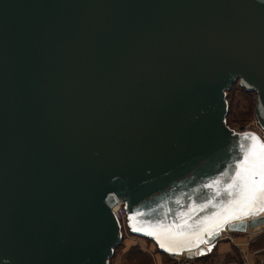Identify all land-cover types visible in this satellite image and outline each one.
Wrapping results in <instances>:
<instances>
[{"label": "water", "instance_id": "obj_1", "mask_svg": "<svg viewBox=\"0 0 264 264\" xmlns=\"http://www.w3.org/2000/svg\"><path fill=\"white\" fill-rule=\"evenodd\" d=\"M235 81L264 128V0H0V264H107L117 201L168 255L145 233L210 227L204 185L241 156Z\"/></svg>", "mask_w": 264, "mask_h": 264}, {"label": "snow or ice", "instance_id": "obj_2", "mask_svg": "<svg viewBox=\"0 0 264 264\" xmlns=\"http://www.w3.org/2000/svg\"><path fill=\"white\" fill-rule=\"evenodd\" d=\"M238 135L240 136L238 145L240 159L235 162L234 174L229 175L227 172L223 174L228 176L230 182L226 183L221 177H216L206 183L204 187L212 191V197L208 199L207 203L197 206L200 212L209 207H222L223 215L210 227H203L204 221L211 219L204 217L198 219L194 224H188L187 221L183 225L177 224L175 231H172L169 226L158 225L164 229L162 233L157 234L154 231L145 233L153 236L159 243V247L166 252L178 255L183 251H188L191 254L194 249H198L195 254L205 255L212 250V247L209 246L205 249L200 245L209 244L210 241L201 238L199 243H192L188 238L190 234L203 232L207 237L212 238L217 236L226 224L242 220L244 216L255 219L264 213V140H261L253 132H244ZM221 196L225 198L220 201V204H214L213 200ZM138 215H143V213ZM218 215V213H212V217ZM129 219L131 221V217ZM139 223L143 224L144 222L140 221ZM133 231L140 232L143 231V228H133Z\"/></svg>", "mask_w": 264, "mask_h": 264}, {"label": "rangeland", "instance_id": "obj_3", "mask_svg": "<svg viewBox=\"0 0 264 264\" xmlns=\"http://www.w3.org/2000/svg\"><path fill=\"white\" fill-rule=\"evenodd\" d=\"M224 94L226 106V113L224 116L225 125L235 132L243 127L252 128L254 126V121H257L254 113L256 104L254 92L245 90L235 81L224 91ZM259 238L264 241V226L257 232L252 230L247 238L237 235L236 233H227L219 237L218 241L229 243L232 241L236 243V247H232L235 253L237 247L248 248L252 242H256ZM230 239L232 240L230 241ZM149 241L148 238L133 234L127 229L126 231H122L120 241L113 248L107 264H183L181 257H179L180 259H175L171 257V255L160 254L156 250L157 247L153 245V242ZM205 245L207 244H204V246ZM226 257L227 256L222 260L218 259L220 262H217H219V264H226L231 261V258L228 260ZM191 262L192 264L217 263L214 261V250L206 256L197 259L192 258Z\"/></svg>", "mask_w": 264, "mask_h": 264}, {"label": "crops", "instance_id": "obj_4", "mask_svg": "<svg viewBox=\"0 0 264 264\" xmlns=\"http://www.w3.org/2000/svg\"><path fill=\"white\" fill-rule=\"evenodd\" d=\"M218 239L214 240V242H211L212 244L210 243L203 246V248L205 249L211 246L212 250L210 252H207V254L205 255H197L194 257V259L206 256L214 250L215 262L222 260L225 256H227L226 258L228 260L229 258H231L230 259L231 261L227 262L226 264H264L263 239L259 238L256 240V242H252V244L248 248L247 247L240 248L239 246L236 248L235 253L232 250V247L234 246L236 247L237 245L236 243H233L232 241H231L232 244L229 242H219ZM219 262L215 264H219Z\"/></svg>", "mask_w": 264, "mask_h": 264}, {"label": "built area", "instance_id": "obj_5", "mask_svg": "<svg viewBox=\"0 0 264 264\" xmlns=\"http://www.w3.org/2000/svg\"><path fill=\"white\" fill-rule=\"evenodd\" d=\"M235 132V131H234ZM244 132H253L256 133L257 136L260 137L261 140H264V128L258 123V121H254V126L252 128H248V127H243L239 130H236V133H244ZM115 208H111V212L113 214V217L117 223L118 229L120 231V235L122 231H126L127 229V218H126V213H125V209H124V204L121 201H117L115 202V204L113 205ZM128 230V229H127ZM257 232V231H255ZM227 233H236L237 235H241L242 237H246L248 236V234L250 232L246 231H239V232H228V231H221L220 232V236L227 234ZM232 239H230L231 241ZM171 255V257H174L175 259H180L179 257L182 258L183 264H192L191 259L186 258L184 255L182 254H169Z\"/></svg>", "mask_w": 264, "mask_h": 264}, {"label": "bare ground", "instance_id": "obj_6", "mask_svg": "<svg viewBox=\"0 0 264 264\" xmlns=\"http://www.w3.org/2000/svg\"><path fill=\"white\" fill-rule=\"evenodd\" d=\"M112 208V210H113V208H115L114 206H112L111 207ZM262 214V213H261ZM264 214V213H263ZM247 220V218L245 217V218H243V221H246ZM262 226H264V224H262L261 226H256V227H254V228H251V229H245V231L247 230V232H251L252 230H254V231H259L261 228H262ZM225 227V226H224ZM223 231H225V228H223V230H222V232ZM221 232V231H220ZM253 233V232H252ZM183 255V254H182Z\"/></svg>", "mask_w": 264, "mask_h": 264}, {"label": "trees", "instance_id": "obj_7", "mask_svg": "<svg viewBox=\"0 0 264 264\" xmlns=\"http://www.w3.org/2000/svg\"><path fill=\"white\" fill-rule=\"evenodd\" d=\"M149 242H151V240L149 241ZM154 245V244H153ZM155 246V245H154ZM160 254H163V255H166V253H164V252H161V251H159L158 249H156Z\"/></svg>", "mask_w": 264, "mask_h": 264}]
</instances>
